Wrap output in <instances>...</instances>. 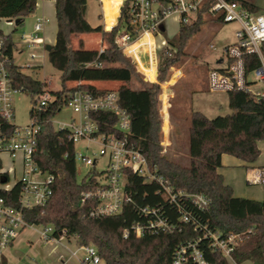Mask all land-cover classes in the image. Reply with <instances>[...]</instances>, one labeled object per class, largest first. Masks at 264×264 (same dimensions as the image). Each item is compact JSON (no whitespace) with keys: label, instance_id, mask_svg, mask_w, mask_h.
I'll return each instance as SVG.
<instances>
[{"label":"trees","instance_id":"obj_1","mask_svg":"<svg viewBox=\"0 0 264 264\" xmlns=\"http://www.w3.org/2000/svg\"><path fill=\"white\" fill-rule=\"evenodd\" d=\"M37 1L0 0V20L19 19L14 28L22 26L24 19L34 13ZM52 1L55 7L56 36L47 58L50 65L60 73L61 88L50 92L53 100L45 107H35V96L46 90V82L26 75L13 63L12 36L0 30L4 52L10 59L7 70L11 85L18 92L30 96L33 105L29 117L39 126L33 160L41 171L54 176L50 199L42 206L24 209L22 214L25 222L30 226H52L55 234L65 229L79 244L92 243L104 264H171L176 250L194 241H197L198 248L209 264H228L220 254L209 249L208 241L203 238L206 230L223 235L242 236L231 255L234 263L250 261L252 264H264V201L235 197L232 188L224 183L223 177L217 172L223 154L245 163H254L258 159L260 150L257 142H264V97H256L247 91L228 92L226 95L229 114L208 118L199 111H191L186 144L188 160L185 164L164 156L159 143V83L166 82L171 67L182 63L188 42L201 31L207 19L224 24L221 19L210 17L203 8L197 13L195 20L179 24L177 34L166 40L171 49L160 50L157 82L149 83L117 43L124 28L130 43L138 37L128 16L130 4L134 0L123 2L117 23L108 32L104 31L102 25L92 26L87 21L86 0ZM154 1L169 3L171 0ZM228 1L239 3L250 12L260 13V8L247 0ZM121 2L122 0L114 12L106 14L107 25L114 22ZM90 34L102 36L104 48L101 51L84 48L79 37ZM137 43L146 44L148 47L145 39H139L127 50L133 53L139 70L148 78V73L152 74L154 70V49L144 48L150 52L151 57L149 64L145 66L138 57L140 46ZM262 57L264 59V43ZM139 64L144 65L145 71L141 69L143 65L141 67ZM259 65L260 60L256 55L243 57L246 74ZM94 82L116 83L117 86L101 88L91 84ZM132 82L138 87L131 88ZM110 91L117 93L119 105L129 116L127 139L143 154L149 170L155 171L175 192L186 195L182 207L188 215L187 223L180 221L179 210L168 206L163 200L156 182H146L132 173L127 174V190L132 203L125 206L121 214L91 218L88 212L96 203H80L81 194L87 190L88 185L84 178L77 181L74 144L68 131L56 130L51 119L64 107L70 95L89 92L102 97ZM90 117L98 124L100 133L118 135L114 128L116 118L113 115L96 112ZM15 127L0 116L1 132L11 135ZM1 177H7V174L0 173V179ZM19 191V186H15L9 192L1 191L0 196L6 205L18 208ZM187 196H203L208 204L204 209H198ZM147 205L160 207L174 229L170 233L158 232L140 238L130 234L124 238V231L139 220L138 207ZM1 264H7L5 258Z\"/></svg>","mask_w":264,"mask_h":264},{"label":"built area","instance_id":"obj_2","mask_svg":"<svg viewBox=\"0 0 264 264\" xmlns=\"http://www.w3.org/2000/svg\"><path fill=\"white\" fill-rule=\"evenodd\" d=\"M203 8L210 17L220 18L224 24L235 22L240 28L235 33L237 43L223 49V57L220 58L221 66L208 70V91L225 94L247 91L256 97H264V59L262 57L264 14L250 12L239 3L228 0H171L169 3L134 0L130 4L128 16L130 24L135 28L134 31L138 33L136 40L144 35H149L153 39L162 34L164 21L168 15L176 14L178 23L186 24L195 20L197 13ZM5 22L15 27L14 19ZM45 22L43 17H36L31 31L20 34L19 43L29 50L40 46L47 53L41 36ZM121 40L124 42L129 40L126 28L123 29ZM164 48L171 49L166 40L161 41L158 49ZM246 55H256L260 60V65L248 74L245 73L243 66V57ZM40 57L32 51L28 54L29 60ZM9 64L10 59L4 52V43L0 38V116L6 122L11 123L14 118L11 97L18 91L11 85L7 70ZM249 75H252L251 81H248ZM257 84L261 87L260 91H251L250 88ZM52 100L53 96L44 90L35 96V107L37 109L45 107ZM64 106L71 109L76 118L68 124H59L56 130H67L73 144L82 139L98 142L100 144L99 156L107 161L106 170L98 172L91 168L97 163L96 159H91L81 153L74 154L75 161H80L90 168L83 177L88 187L81 194L80 200L81 204L96 203L95 207L88 212L89 217L117 216L121 214L125 206L132 203L127 190V174L132 173L142 177L146 182H156L160 187L159 194L163 200L168 206L181 212L180 221L188 222V215L182 207L186 195L183 192H175L155 171H150L143 154L127 139L130 120L127 112L119 105L116 92L110 91L102 97L94 96L89 92H78L70 95ZM96 112L109 113L116 118L114 128L118 135L99 132L98 124L90 117ZM38 131L39 126L33 119H30V123L22 129L15 127L11 135L0 131V159L5 155L11 164L7 170H0L1 174H7L6 183H0V192H9L15 186H19L20 190L18 208L6 205L3 197L0 196V264L5 258L6 251L21 231L30 226L25 222L22 211L44 205L52 195L54 176L41 171L33 160ZM17 160L20 164L18 176L15 174ZM246 182L254 186H264V167L249 169ZM188 198H191L198 209H204L208 204L203 196ZM137 214L139 220L124 231V238L130 234L140 238L158 232L170 233L174 229L168 216L160 207L148 205L138 207ZM40 236L46 244L52 245L54 250L66 251L71 258H77V253L82 252L81 264L104 263L92 243L79 244L77 239L68 235L65 229L55 234L52 226H43ZM241 237L236 234L223 235L220 232L209 230L203 234V238L208 241L209 249L220 254L227 262L233 261L231 255L235 246L241 241ZM197 244V241H194L177 249L171 264H209ZM69 245L76 249L72 251Z\"/></svg>","mask_w":264,"mask_h":264},{"label":"rangeland","instance_id":"obj_3","mask_svg":"<svg viewBox=\"0 0 264 264\" xmlns=\"http://www.w3.org/2000/svg\"><path fill=\"white\" fill-rule=\"evenodd\" d=\"M249 3L256 5L260 8V13L264 14V0H247ZM115 0H108L104 2V6H109V12L115 10ZM91 13L87 12L86 18L88 22L95 26V16L99 11V5L94 2L90 5ZM155 9H158L155 7ZM107 14V13H106ZM27 18V17H26ZM23 21L22 26L16 29L7 24L6 20H0V30L5 34H11L14 39V47L12 51L13 63L21 68V71L26 75L31 76L35 80L46 82L47 92H56L60 90V73L55 70L49 63L47 53L44 52L42 47L38 46L29 50L25 45L19 43L20 34L24 30L27 21ZM49 19V25L53 27L52 17ZM105 31V26H103ZM179 29L178 16L170 14L164 21V31L161 35L153 37V47H147L146 44L137 43L140 48L138 49V57L142 63L147 66L151 59L150 52L146 49L153 50L156 62L155 79L157 75L158 56L160 54V43L162 40L173 38ZM239 25L235 22L219 24L207 19V22L202 27L201 31L195 35L187 44L186 55L182 63L177 67H171L168 70V77L166 82L159 83V113L161 120V129L159 133V143L162 148V154L166 157L174 159L181 164H185L188 160L186 157V144H187V128L189 126V114L191 111H199L208 118L216 116H223L230 113L227 104V95L225 93H211L207 89V73L209 69L218 68L221 63H217L223 57V49L227 46H233L237 43L235 33L239 31ZM24 30V31H23ZM123 32L121 31L120 35ZM85 45L88 48L100 49L104 48L102 43V36L97 34H90L82 36ZM120 39H118L119 41ZM76 43V42H75ZM121 43H124L120 40ZM126 44L130 43L125 42ZM120 46L124 51V46ZM76 46V44H75ZM142 46V47H141ZM213 47V48H211ZM153 48V49H152ZM22 53H19V52ZM32 51L40 58L33 61L29 60L28 54ZM126 50L124 54L131 57L135 64L136 70L143 75L144 80L148 82L145 75L139 70L138 64L133 56ZM153 56V55H152ZM39 65L37 68H32L29 65ZM178 77V78H177ZM252 80V75L248 76V81ZM157 82V80H155ZM154 82V83H155ZM150 83V82H149ZM166 86L161 89V86ZM103 86L114 88L116 83H103ZM131 88H137V84L132 82ZM251 91H260L259 84L252 86ZM51 94V93H50ZM163 97L161 98V96ZM173 95V96H172ZM173 97L169 102V98ZM12 105L14 111V118L11 123L16 127L22 129L30 123L29 111L32 108V99L28 94L16 92L12 95ZM173 116V118L171 117ZM76 115L71 109L62 107L51 119L52 125L55 129L59 128V124H68ZM87 147V148H86ZM75 153L87 155L91 159H96L97 163L92 169L98 172L105 171L107 168V161L104 157L99 156L100 144L98 142H90L86 139L79 140L74 143ZM2 168L7 170L10 163L2 157ZM76 164V178L81 181L83 177L90 170L80 161H75ZM16 176L19 175L20 170L19 161L16 162ZM14 178V177H12ZM248 191H258L259 186H246ZM264 187V186H263ZM263 198V195H262ZM43 226L33 225L24 228L12 246L6 251V256L11 264H81L80 259L83 256L82 252L77 253V258H71L66 251L61 249L54 250L52 245L46 244L41 236ZM69 248L74 251L76 248L69 245ZM104 264V263H101Z\"/></svg>","mask_w":264,"mask_h":264},{"label":"crops","instance_id":"obj_4","mask_svg":"<svg viewBox=\"0 0 264 264\" xmlns=\"http://www.w3.org/2000/svg\"><path fill=\"white\" fill-rule=\"evenodd\" d=\"M86 1H87L86 15H87V12L92 14L90 5H91L92 2H94L95 4L99 5V11L97 12V14H96V16L94 18L95 21H97V23H95V26L96 25H102V26L106 27L107 24H106L105 18H106V13L109 12V10H108L109 6L108 7L104 6V2H108V0H86ZM116 1L117 2L115 3V7L117 8V6H118V4L120 3L121 0H116ZM123 2H124V0H122L120 6L118 7V10H117L116 15H115V20H114V22L111 25H114L115 22L117 21L118 16H119V11H120V8H121ZM116 8H115V10H116ZM115 10H113L112 12H114ZM47 16H49L50 18L52 17V20L54 22L53 23L54 24L53 27L51 25H49V19H47ZM99 16L101 17L100 19L98 18ZM36 17H43L45 19V21H46L44 29H43V32L41 34V36L43 38V41L45 43L44 44L45 47L47 45L53 46L54 43H55V36H56V20H55L54 1H52V0H38L37 1L36 9H35L34 13H32L30 16H28L26 18L27 23L24 26V30L26 29V32L31 31L32 25H33L34 20H35ZM82 36H85V35H81L79 38L83 41L84 48L85 49H94V48L86 47L85 41H84ZM121 36L122 35H120V37L118 39L121 40ZM118 39H117L118 45L122 46L123 44L121 43V45H120V43H119L120 40L118 41ZM139 39H145L147 44H148V47L149 46L153 47V39H152L151 36L144 35V36L140 37ZM12 40L14 42L13 38H12ZM136 41L137 40H135L134 42L128 43V44H126L124 41H122L124 43V45H123L124 46L123 53L127 50V48L130 45H132ZM97 50L101 51L100 49H97ZM121 50H122V48H121ZM19 53H22V52L20 51ZM129 55H130V53H129ZM12 60H13V58H12ZM31 61H33V60H31ZM217 63H220V59H219V61H217ZM142 65L143 64H139V66H141V67H142ZM152 65L154 66L153 67L154 70L152 71V74L148 73L149 76L147 78L148 82H150V83H154L155 80H156L155 79V69H156L155 68L156 67L155 56L153 57ZM29 66L32 67V68L39 67V65H35V64L34 65H29ZM144 68L145 67L143 65V67L141 69L143 71H145ZM142 73H144V72H142ZM91 84L96 86V87H101V88L102 87H107V86H103L102 85L103 83H100V82H94V83H91ZM165 86L166 85L163 84L162 85V89ZM108 88H110V87H108ZM172 96L169 98V102L173 98ZM171 117L173 118L172 115H171ZM257 146H258V149L260 150V155H259L258 159L256 160V162H254V163H245V162H243V161H241V160H239V159H237L235 157L223 154V155H221V158H220L221 166H220V168H218L217 172H218V174H220L223 177L224 183L232 188L233 195L235 197L251 199V200H256V201H260L261 202V201H264V187L263 186L256 185V186H259V190L258 191H254V192L253 191H248L249 190V189H247L248 187H245V184H246V186H254V185H250V184H248L246 182L247 171L249 169L264 167V142L263 141L257 142ZM2 157H5V159L10 163L9 159L7 158V156L3 155ZM2 157L0 159L1 162L3 161ZM18 169L20 170V164H19ZM16 170H17V167H16ZM262 195H263V198H262ZM5 260H6L7 264H11L9 262L7 256H6V253H5ZM228 264H236V263H234L233 261H230V262H228ZM241 264H252V263L250 261H244Z\"/></svg>","mask_w":264,"mask_h":264},{"label":"water","instance_id":"obj_5","mask_svg":"<svg viewBox=\"0 0 264 264\" xmlns=\"http://www.w3.org/2000/svg\"><path fill=\"white\" fill-rule=\"evenodd\" d=\"M18 23H19V19H15V20H14V24H15V26H17ZM116 23H117V21L115 22L114 25H107V26L105 27V32L110 31L111 28L114 27V26L116 25ZM45 50H46V52L48 53V52L51 50V46H50V45H47V46L45 47ZM0 183H1V184L6 183V177L1 178V179H0Z\"/></svg>","mask_w":264,"mask_h":264}]
</instances>
